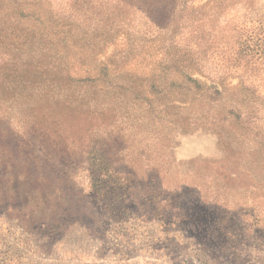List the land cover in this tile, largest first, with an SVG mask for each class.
I'll use <instances>...</instances> for the list:
<instances>
[{
  "label": "rangeland",
  "instance_id": "rangeland-1",
  "mask_svg": "<svg viewBox=\"0 0 264 264\" xmlns=\"http://www.w3.org/2000/svg\"><path fill=\"white\" fill-rule=\"evenodd\" d=\"M227 12L216 26L221 47L240 29L264 42V0ZM209 66L255 101L221 133L131 113L96 120L91 154L0 136V264H264V61L218 52ZM215 103L213 113L231 111ZM77 132L61 138L72 147Z\"/></svg>",
  "mask_w": 264,
  "mask_h": 264
},
{
  "label": "trees",
  "instance_id": "trees-1",
  "mask_svg": "<svg viewBox=\"0 0 264 264\" xmlns=\"http://www.w3.org/2000/svg\"><path fill=\"white\" fill-rule=\"evenodd\" d=\"M237 5L252 9L254 0H0V136L91 154L96 120L131 113L180 132L200 123L221 133L242 106L251 116L255 101L241 82L215 81L209 60L223 52L264 61V42L241 29L233 46H220L216 26ZM212 100L231 111L213 113ZM67 128L78 130V146L61 138Z\"/></svg>",
  "mask_w": 264,
  "mask_h": 264
}]
</instances>
